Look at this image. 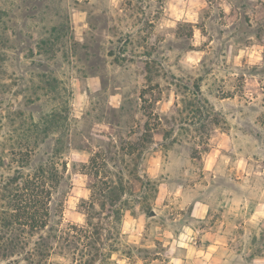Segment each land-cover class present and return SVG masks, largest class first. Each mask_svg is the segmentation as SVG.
Wrapping results in <instances>:
<instances>
[{
  "label": "rangeland",
  "instance_id": "374dc122",
  "mask_svg": "<svg viewBox=\"0 0 264 264\" xmlns=\"http://www.w3.org/2000/svg\"><path fill=\"white\" fill-rule=\"evenodd\" d=\"M52 155L42 228L23 181ZM88 214L94 264H264V0H0V264L55 228L45 263H71Z\"/></svg>",
  "mask_w": 264,
  "mask_h": 264
},
{
  "label": "trees",
  "instance_id": "16d2710c",
  "mask_svg": "<svg viewBox=\"0 0 264 264\" xmlns=\"http://www.w3.org/2000/svg\"><path fill=\"white\" fill-rule=\"evenodd\" d=\"M199 90V88H198ZM197 94H199L197 92ZM204 102L208 105V101L204 99ZM211 106H209L210 108ZM212 108V107H211ZM208 112V115L212 118L210 119L211 125L217 124L216 116L211 114V112L207 109H205ZM197 115L201 116L204 115L202 109L198 110ZM202 119V118H200ZM60 122V119L58 118L57 112L55 109H51L47 112H45L39 119L38 122H32L31 125L34 126V131L36 135L43 136V138H47L53 130H56L55 127ZM152 133L151 128L149 125V120H147L144 123V132L141 135L140 142L143 144V146L146 147V145L151 141ZM144 147V148H145ZM206 148V147H205ZM26 154H30L33 152V149L26 148L25 150ZM95 157L93 156L90 160V162H93ZM28 160V159H27ZM60 163L56 159L55 155L49 157L43 164H40L36 170L33 172V175H27L26 179L23 181L24 188L26 190H30L32 192V195L35 196L36 200L34 207H37L35 214L33 215V220L35 225L45 228L47 226V217H48V208L46 206L47 201L49 200L50 195V185L47 183V180L50 178L54 181L55 185H59L62 179V172L60 170ZM22 177V176H21ZM115 187V186H114ZM112 189V186L108 187L107 190ZM122 192L124 193L123 187H121ZM120 197L118 195H115L113 193H110L105 197V202L108 203L110 206H116L117 201H119ZM92 205V204H91ZM122 209L114 208L112 210V214L108 215V217H112L113 220H120L121 218V211ZM91 214H88L86 223L82 226L75 227L76 233L73 236V239L69 240L64 246L61 248H65L66 250H72L71 251V258L72 262L69 264H94L99 257L101 258L100 261H103L105 258V254L101 252V242H102V233H101V227H99L97 224L93 223L91 220ZM35 225H32L35 226ZM50 238H53L52 240L56 239H62L67 240V237L65 238L63 236V232L55 228L52 233H49L44 238H42V242L39 244L37 250V256H40V264H46L47 256L49 255V249L51 248L50 245ZM108 257H111L110 254Z\"/></svg>",
  "mask_w": 264,
  "mask_h": 264
},
{
  "label": "crops",
  "instance_id": "0c3cea01",
  "mask_svg": "<svg viewBox=\"0 0 264 264\" xmlns=\"http://www.w3.org/2000/svg\"><path fill=\"white\" fill-rule=\"evenodd\" d=\"M207 213L206 205L203 202H197L193 206V213L194 216H197L198 218H204ZM180 259H174V264H180Z\"/></svg>",
  "mask_w": 264,
  "mask_h": 264
},
{
  "label": "water",
  "instance_id": "95a60500",
  "mask_svg": "<svg viewBox=\"0 0 264 264\" xmlns=\"http://www.w3.org/2000/svg\"><path fill=\"white\" fill-rule=\"evenodd\" d=\"M150 214L152 215V214H154V212H153V211H151V212H150Z\"/></svg>",
  "mask_w": 264,
  "mask_h": 264
}]
</instances>
